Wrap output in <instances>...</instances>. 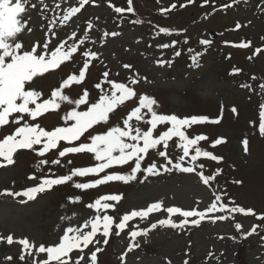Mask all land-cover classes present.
Returning <instances> with one entry per match:
<instances>
[{"label": "rangeland", "instance_id": "obj_1", "mask_svg": "<svg viewBox=\"0 0 264 264\" xmlns=\"http://www.w3.org/2000/svg\"><path fill=\"white\" fill-rule=\"evenodd\" d=\"M110 1L123 7L127 5V0L89 1L64 25L60 24L64 11L69 7L79 6V0H43V4L40 0H30L23 14V19L28 21L27 26L32 31L24 29L18 36L16 42L22 43V50L30 51L33 46H37L38 53L43 52L45 41L49 42V54L61 41L65 42V47L77 45V52L71 60L64 62L56 70L34 78L26 90L40 91L41 100L50 98L51 92L59 88L68 75H78L86 58L84 53L94 51L98 55L87 70L85 80L81 84L73 83L65 88V94L77 99L87 89L88 102H96L100 90L95 85L100 83L105 90L110 87L103 78V73L108 72L109 79L133 87L137 97L111 114L108 124L89 130L80 141L61 143L44 157L38 156L33 150H19L14 155L13 165L0 169V264H40V261L47 259L46 253H33L32 257L21 261L22 246L15 242L9 245L7 236L12 235L16 241L27 237L36 247L40 244L54 246L67 227H79L86 220L94 218L95 210L87 205L94 203L101 195L108 194L122 195L119 203L109 201L115 205L114 209L107 210V214L114 217V223H119L124 214L134 209H146L149 204L157 201L162 202L163 207L146 219L137 217L129 221L128 227L119 236L115 235L113 226L106 245L103 243V236L98 234L94 238L98 243L89 245L82 252L73 250L69 254L72 264L81 256V264H91V253L96 247L103 249L97 254L96 264H184L185 260L189 264H264V220L257 219V216L264 215V135H261L257 125L260 122V106L264 103V96L260 94V90H254L253 93L248 87L249 84L257 87L258 84H264V53L255 56L252 51L254 46L258 48L257 45L264 44L263 16L242 8L249 0L236 1L230 9H225L226 12L213 10L214 4H224L225 0H208V5H204V0H193L192 3H188V0H134L136 15L130 19L134 23L141 21L135 23L139 26L134 27L131 20L130 26L124 24L122 20L126 17L121 18L109 4ZM33 4L36 5L35 8L32 7ZM169 4H175L176 7L165 17L155 14L158 7L167 8ZM181 4L185 6L181 8ZM139 10L149 13L150 18H146ZM50 22H54L51 30ZM88 23L93 25L91 29L88 28ZM237 24L240 25L239 28ZM159 27L170 29L172 34L160 33L157 31ZM53 31L55 36L52 35ZM112 32L119 35L112 36ZM202 39L211 41L210 45H201ZM174 40L181 45L180 57L174 51L178 46L173 51L158 47L163 44L171 45ZM242 43L249 46L239 47ZM191 49L203 55V61L198 59L195 64L198 68L193 67L190 57L183 54ZM157 60L168 63L158 65ZM125 64L131 65V68H125ZM236 69L239 71H235ZM132 78L140 82L131 85ZM139 94L154 97L160 105V114H176L179 118L203 115L209 121L219 118L218 124L206 121L193 125L187 130V134L190 138L199 134L206 135L207 141L199 142V146L222 159L219 162L209 158L197 161V171L193 173L173 170L162 172L159 176H145L140 172L135 180L128 183L114 181L89 190L76 189L69 182L54 186L45 194H38L31 201L23 196L6 194V190L22 192L35 186L40 182V177L48 175L49 170L59 176L70 174L76 167L95 166L97 162L94 154L87 152L67 154L60 158L59 165L51 164V160L59 157V151L63 147L78 146V142L88 143V136L103 133L112 126L123 127L122 121L137 106ZM71 107L73 105L64 103L58 111H50L36 121H31L27 116L25 119L50 130L47 128L65 126L61 118ZM86 107L87 105H81L80 110H86ZM233 107L237 110L235 113L232 111ZM16 115L18 114H13L12 119ZM23 122L22 120L21 124ZM18 126L21 125L0 128V139L14 132ZM140 126L147 129V125ZM164 130L166 126H160L154 134L159 135ZM217 138H224L226 142L212 147ZM245 139L248 141L247 152L243 144ZM176 144L174 138L168 147L169 156L174 161L182 154V149ZM41 159H47L49 163L40 165ZM68 160L72 163L68 164ZM154 161L158 165L166 163L156 151H150L142 167H147ZM183 163L188 166V158ZM200 163L204 164L202 170L198 167ZM132 166L134 162L114 166L98 175L76 177L74 182H91L113 172L130 173ZM200 171L205 175H214L215 178L205 185L197 175ZM32 175L37 178L30 179ZM220 193L224 194L221 195V202L229 207L251 208L256 215L236 213L229 219L216 223L206 218L200 226L189 224L184 229L160 225L150 228L152 223L169 218L165 210L167 207H181L184 210L195 207L204 211L215 200V195ZM74 196H80L81 201L72 203L69 198ZM103 214L102 212L101 215ZM220 214L229 215L227 212L213 215ZM62 217L71 219H61ZM172 219L179 223L184 218L173 214ZM236 223L242 225L239 231L235 228ZM253 225L258 226L256 232L245 238ZM144 228L150 229L147 236H138L135 243L139 247L128 251L131 242L128 233ZM90 230V226L84 229ZM240 249L244 253L242 259L237 257ZM122 254H126L123 261ZM8 257L12 259L9 260Z\"/></svg>", "mask_w": 264, "mask_h": 264}, {"label": "snow or ice", "instance_id": "obj_2", "mask_svg": "<svg viewBox=\"0 0 264 264\" xmlns=\"http://www.w3.org/2000/svg\"><path fill=\"white\" fill-rule=\"evenodd\" d=\"M94 2V0H93ZM193 0H188V3H192ZM235 3L236 0H233ZM30 3V0H0V128L10 125L20 124L21 126L15 127L14 132L5 135L0 139V167L11 166L15 163L14 154L18 150H33L40 157H44L52 149H57L60 142H72L80 141L82 137H85L89 130L101 124H108L110 115L126 102L137 97V92L129 84L124 82H117L109 79V73L104 72V82L110 87L105 90L102 84L95 85L100 90V95L96 102L89 103V93L87 89L84 90L83 95L77 99H73L65 94L64 89L72 85L73 83L81 84L86 78V72L90 68L93 60L97 57V53L85 52L83 67L80 68L78 75L70 74L64 79L59 88L54 89L51 92V97L41 100L42 93L36 90H26L30 82L34 81V78L43 76L50 70L58 69L64 62L72 59L73 54L77 52V45L72 44L65 47V42L61 41L60 45L52 50L49 54L48 47L49 42L45 41L44 51L38 53L37 46H33L32 49L22 50L23 45L20 42H16L18 36L22 34L24 29L31 32L32 29L28 27V21L23 19V14L26 12V7ZM43 4V0H40ZM89 3V0H79V6L69 7L64 11L60 24L64 25L79 13L82 8ZM207 4L208 0H204ZM59 6V5H58ZM185 5L181 4L183 8ZM36 7L35 4L32 5ZM46 7V5H45ZM173 4L171 8H175ZM114 11L118 14L133 13L132 0H128V7H114ZM162 14H167V10L161 9ZM141 21H135L140 23ZM50 22V30L51 24ZM93 25L88 23V28L91 29ZM240 25L237 24V28ZM159 32L165 35H170L171 30L165 27H159ZM52 35L56 33L53 31ZM75 36V33L72 34ZM108 35V33H105ZM112 36L119 35L117 32L110 33ZM264 39V38H262ZM83 43V41H80ZM187 43V39H185ZM211 41L207 39L200 40V44L204 46L210 45ZM228 43V42H225ZM177 41H172L171 45L164 44L158 45V47L168 48L175 46ZM239 47H248L249 44L242 43ZM260 48L256 49V54H259ZM175 55L179 56L180 53L176 52ZM200 53H197L192 57L193 63H197V57ZM251 58V57H250ZM158 65H165L168 63L165 60H157ZM125 68H131V65L125 64ZM235 71H239L236 69ZM137 75H139L137 73ZM147 79L146 77L144 78ZM254 79V77H253ZM140 81L136 78L130 80L131 85H136ZM264 88V84H261ZM67 103L73 105L63 116L65 126H57L52 130H46L39 123H29L25 119V116L30 118L31 121H36L37 118L42 117L44 114L50 111H58L62 104ZM81 105H87L86 110H80ZM260 112V124L259 131L261 135H264V104H261ZM160 105L158 101L148 94H139L138 104L133 107L127 114V117L123 119V127L116 125L108 128L103 133L93 134L87 138L90 142H81L78 146H66L59 151V157L51 160V164L59 165L61 163L60 158L66 157L67 154H80V153H92L94 159L97 162L95 166L90 167H76L73 168L70 174L55 175L49 170L48 175L40 177V182L35 186L28 187L22 192H7L10 196H23L27 201L34 200L38 194L52 190L54 186L63 185L72 182V186L80 190H89L101 185H105L109 182L120 181L128 183L137 178V174L143 172L145 176H159L162 172L168 173L173 170L182 173H193L197 171V161L201 158H209L212 161L219 162L222 157L214 155L213 152L204 150L199 146V142L207 141L208 137L204 134L195 135L194 138H190L187 134V130L193 125H197L206 121H209L207 116L193 115L191 117L179 118L176 114H160ZM232 111L235 113L237 110L233 107ZM13 114L16 115L15 119H12ZM24 121L21 124V121ZM135 121V124H133ZM71 122V123H69ZM213 124H218L220 119L209 121ZM147 125V129L144 130L140 125ZM160 126H166V130L159 132V135L154 133L158 131ZM175 138L176 146L182 149V154L179 155L175 161L169 156L168 147L169 142ZM226 142L224 138H217L212 143V147L220 145ZM245 151L247 152L248 141H243ZM35 146H40L39 148ZM161 147L163 150H161ZM150 151H156L157 155L166 161L164 164H157L155 161L149 164L147 167H142L147 155ZM188 158V166L184 165L185 159ZM134 162V166L131 167L130 173L122 174L113 172L102 176L99 179H95L91 182H74V178H84L89 175H98L107 169L114 166H125ZM49 161L47 159H41L40 165H46ZM72 161L68 160V164ZM170 166V167H169ZM198 167L202 170L204 164L200 163ZM219 172V170H217ZM200 179L205 185H208L215 176L205 175L203 171L197 173ZM30 179H36L35 175L29 177ZM239 183V181H236ZM72 203L81 201L80 196H74L69 198ZM122 200V195L108 194L101 195L94 203L87 205L88 208L95 210V217L86 220L79 227L69 226L67 227L63 235L60 236L59 242L54 246H45L40 244L36 247L27 237L21 238L18 241L14 240L12 235H8L6 240L9 245L18 243L21 245L20 260L24 261L26 257H32L33 253L47 254V259L40 261V264H72L69 254L73 250H80L81 252L89 245L98 243L94 238L100 234L103 236V243H108L109 237L112 233L113 226L115 228V235L119 236L121 232L128 227V222L134 218L146 219L153 212H158L162 209V202H154L148 205L146 209L132 210L128 214H124L119 220V223H114V217L107 214V210L114 209L115 205L109 203V201L119 203ZM222 196L220 194L215 195V200L204 211L192 208L191 210H184L181 207H167L165 210L169 214V218L160 219L156 223L150 225L151 229L160 226H168L173 229H184L187 225L200 226L201 222L206 218L212 223L217 221H225L230 218L232 214L240 213L247 215H256L253 209H245L241 206L229 207L228 204L221 202ZM219 202V203H218ZM104 213L101 215V213ZM227 212L229 215H213L215 213ZM173 214H179L184 219L176 223L172 219ZM192 218V219H188ZM61 219H71L69 217H62ZM258 220H264V215L257 216ZM90 226V231H84V229ZM242 225L240 223L235 224L236 230H240ZM257 225H253L250 232L245 234V238L256 232ZM150 229L144 228L139 230H133L128 233L130 243L128 245V251H132L134 248H138L139 245L135 243L138 236H147ZM234 238V237H233ZM2 239V238H0ZM103 251L100 247H96L95 251L91 253V264H96L97 254ZM124 255L122 254L121 260L123 261ZM7 259H12L8 257ZM83 257H79L75 264H81ZM184 264H189V261L185 260Z\"/></svg>", "mask_w": 264, "mask_h": 264}, {"label": "trees", "instance_id": "obj_3", "mask_svg": "<svg viewBox=\"0 0 264 264\" xmlns=\"http://www.w3.org/2000/svg\"><path fill=\"white\" fill-rule=\"evenodd\" d=\"M249 2H251V4L249 6H247V7H249L248 9L251 10L252 12L260 13V15H262L264 18V0H249ZM126 22H128V21L126 20ZM243 254H244L243 249H240L237 253V257L242 259Z\"/></svg>", "mask_w": 264, "mask_h": 264}]
</instances>
